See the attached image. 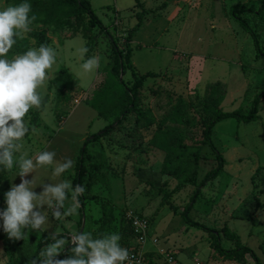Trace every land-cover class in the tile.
Instances as JSON below:
<instances>
[{
    "label": "rangeland",
    "instance_id": "1",
    "mask_svg": "<svg viewBox=\"0 0 264 264\" xmlns=\"http://www.w3.org/2000/svg\"><path fill=\"white\" fill-rule=\"evenodd\" d=\"M97 16L106 25L119 46L128 30L138 22L141 25L132 34V62L137 73L156 72L148 77L140 88L142 108L152 122L138 119L131 112L108 135L91 142V155L86 165L96 163L92 187L86 191L84 214L55 221L50 215L52 227L48 231L26 230L22 251L27 264L34 255L36 243L44 234L54 231H81L117 233L120 244L126 247L129 237L123 214L132 209L149 220V236L158 237L159 244L175 251L183 264H255L249 255L244 262L227 259L212 247L207 230L189 225L178 214L189 201L202 176L217 161L211 149L200 143L206 120L199 100L205 85L217 80L225 83L226 94L221 103L225 111L248 112L254 95L264 88V20L252 13L244 18L257 31L263 56L256 55L251 36L229 16V8L236 3L247 2L257 9L261 0H90ZM0 0V5H6ZM264 17V11L261 12ZM87 16L69 18L60 29L50 24L34 23L33 30L45 28L50 38L49 46L56 49L57 63L53 78L39 89L44 98L42 109H30L25 117L29 127H35L22 141L21 153L33 158L43 150L54 151L56 160L79 155L84 139L99 131L113 117H100L89 101L109 94V74L112 50L104 32L87 25ZM32 30V31H33ZM82 41L89 49L87 56L100 57V67L83 80L72 71L75 58L66 51L69 41ZM30 47H37L29 39ZM28 48V49H29ZM123 79L131 82L129 71ZM182 97L196 105L189 109L190 123H172L168 120L177 98ZM178 128L186 144L200 148L196 182L185 183L161 172L164 152L151 144L154 132L164 128ZM212 141L224 157L222 171L202 188L189 212L192 220L206 227L220 228L224 224L240 236L241 245L250 247L264 264V98L260 101L258 118L239 121L227 117L218 121L212 129ZM74 167L66 171L60 180H71ZM18 169L7 171L2 181L5 193L12 184H19ZM34 173L27 177L31 179ZM51 167L36 172L39 183H51ZM164 185V186H163ZM169 193L168 201L176 207L174 212L162 203L163 193ZM36 192L41 188L37 186ZM70 200L66 202L67 208ZM105 205L108 215L103 216ZM46 209V206H44ZM130 242V241H129ZM134 242V241H131ZM235 241L221 236L225 248L235 246ZM14 250L6 254L0 241V264H15L18 257L17 240ZM150 241L145 249H154Z\"/></svg>",
    "mask_w": 264,
    "mask_h": 264
},
{
    "label": "clouds",
    "instance_id": "2",
    "mask_svg": "<svg viewBox=\"0 0 264 264\" xmlns=\"http://www.w3.org/2000/svg\"><path fill=\"white\" fill-rule=\"evenodd\" d=\"M32 14V5L28 0L19 4L0 5V168L11 171L18 169L15 176L20 177L19 184H12L4 194L7 207L0 210L3 231L10 240H24L26 230L48 231L55 221L65 220L77 214L81 197L86 189L83 184L73 185L71 180H60L66 171L74 167V161L65 158L56 160L54 151L43 150L33 158L21 153L22 141L30 129L25 121L30 109H42L44 98L39 89L53 78V67L57 63V51L54 47L41 44L29 48L23 54L8 57L10 50L30 33L37 20ZM66 51L75 58L72 71L78 79L94 74L100 67V57L87 56L88 47L82 41H69ZM35 127L32 134H37ZM51 167V183L41 180L37 183L36 172ZM34 173L31 179L27 177ZM39 186L40 192L35 189ZM70 200L66 208V202ZM46 206V209L45 207ZM50 238L30 264H133L127 248L120 244L117 233H102L94 236L89 231L62 234L55 228L49 232ZM68 255L57 259L66 246Z\"/></svg>",
    "mask_w": 264,
    "mask_h": 264
},
{
    "label": "trees",
    "instance_id": "3",
    "mask_svg": "<svg viewBox=\"0 0 264 264\" xmlns=\"http://www.w3.org/2000/svg\"><path fill=\"white\" fill-rule=\"evenodd\" d=\"M5 2L15 5L24 2V0H5ZM28 2L32 5V14H35L38 18L34 23H46L52 25L55 29H60L64 20L69 18H78L80 16H87V25L91 28L98 27L101 32L105 33L110 42L112 57L108 68L109 94L101 97L100 99L91 100L89 101V104L95 108L97 114L100 117H113V119L99 131L87 136L84 139L83 146L80 149L79 155L75 162V172L72 179L73 185L83 184L86 191H88L94 183L96 173L100 170V165L94 162L86 165L85 160L91 157L88 151V145L91 142H95L112 132L116 126L121 124L123 119L126 118V116L131 112H135L138 119L152 122V119H148L140 107V88L148 77H156L157 73L152 71L137 73L131 59L132 47L130 42L132 40V34L141 25L142 13L138 14V22H136L134 26L128 30L127 35L123 39L124 47H121L118 45L113 35L109 32L106 25L103 24L101 19L94 12L90 0H28ZM228 11L229 16L243 29V31L251 36L253 46L256 49V55L263 56L257 31L244 18L243 14L252 13L258 18L264 20V17L261 15V12L264 11V0H261V3L257 9L249 6L247 2H242L231 5ZM29 39H33L37 47H39L41 44L49 45L50 43V38L45 28L33 30L26 35L25 39L17 40V43L10 50L8 57L12 58L14 55L23 54L25 51H27L30 47ZM126 71L130 72L132 77L131 82L123 79V75L126 73ZM59 77L60 75L52 79L51 83L56 84L59 80ZM225 94V83L220 80L209 82L205 85L203 97L198 102L206 118L200 143L202 145H207L211 149L217 163L202 176L189 201L183 207L182 211L178 212V214L181 215V217L189 225L207 230L211 239L210 242L212 247L222 257L244 262L245 256L249 255L255 264H262L256 253L250 247L241 245L240 236L234 231H231L226 224L220 228H210L206 227L200 222L192 220L189 217V212L199 197L201 188L207 182H211L223 169L224 157L221 152L218 151L212 141V129L214 125L221 119L227 117H232L239 121L256 120L258 118L260 101L264 98V88L254 95L251 100V105L248 112L238 109L231 111L223 110L221 103L225 97ZM195 105V103L186 101L182 97L177 98L168 120H171L172 123L176 124H189L191 121L188 116V112L189 109L193 108ZM29 129L31 130V127H29ZM151 144L153 147H156L164 152V157L161 163V172L163 174L171 175L185 183L196 182V171L198 168V161L201 157L200 148L196 144L184 143L183 135L178 128H164L154 132L151 136ZM6 172V170L0 168V203L2 210L7 207L4 199L5 191L2 186V181ZM159 190H163L162 203H167L169 208L177 213L175 205L169 202L167 199L169 193L164 190V187L159 188ZM86 197V193H84L81 197L79 207L81 216L84 214V199ZM102 211L103 216L106 217L108 215V210L105 205H103ZM139 214L143 215L141 213ZM123 220L124 225L128 227L127 231H129V237L125 247L128 249L134 244V242H131L133 241V228L130 221L125 217V213L123 214ZM81 223L82 221L80 220L77 232L81 231ZM2 225L3 221L1 220L0 241L3 243L4 252L6 254H10L14 250L13 240L8 238L7 234L3 231ZM48 235L49 234H44L43 237L38 240L33 257L38 258L39 251L47 243L51 242ZM221 236L235 241V246L232 248L223 247L221 245ZM22 243L23 240H17L18 257L15 260V264H27V259L21 248ZM70 247L71 245L66 246L65 251L59 257H57V259L66 258L68 255V248Z\"/></svg>",
    "mask_w": 264,
    "mask_h": 264
},
{
    "label": "built area",
    "instance_id": "4",
    "mask_svg": "<svg viewBox=\"0 0 264 264\" xmlns=\"http://www.w3.org/2000/svg\"><path fill=\"white\" fill-rule=\"evenodd\" d=\"M0 210H2L1 203ZM125 217L133 228L134 244L128 248L133 264H183L175 251L160 245L158 237L149 236V223L146 216L129 209L125 212ZM148 241L155 245L154 249H145Z\"/></svg>",
    "mask_w": 264,
    "mask_h": 264
},
{
    "label": "water",
    "instance_id": "5",
    "mask_svg": "<svg viewBox=\"0 0 264 264\" xmlns=\"http://www.w3.org/2000/svg\"><path fill=\"white\" fill-rule=\"evenodd\" d=\"M120 78H121V76H120ZM82 224H83V221H82ZM82 228V227H81Z\"/></svg>",
    "mask_w": 264,
    "mask_h": 264
}]
</instances>
